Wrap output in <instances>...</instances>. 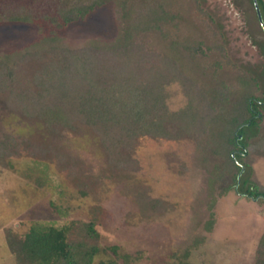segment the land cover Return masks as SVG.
Returning a JSON list of instances; mask_svg holds the SVG:
<instances>
[{
    "label": "rangeland",
    "instance_id": "obj_1",
    "mask_svg": "<svg viewBox=\"0 0 264 264\" xmlns=\"http://www.w3.org/2000/svg\"><path fill=\"white\" fill-rule=\"evenodd\" d=\"M56 2L0 0V11L19 5L33 9L28 21L0 19V60L50 45L110 47L128 34L147 49L175 58L209 95L221 85L239 92L244 80H255V95L264 92V28L253 0H104L68 23ZM155 2H163L171 18L158 28L134 31L129 19L144 5L156 7ZM234 94L215 101L224 106ZM262 115L264 134V105ZM7 128L28 131L14 121ZM207 140L138 136L126 149L136 167L116 180L96 137L85 128L65 130L69 154L98 177L96 198L82 195L52 163L21 149L0 165V264H15L5 228L23 234L35 222L60 226L72 218L88 220L93 205L100 207L101 246L116 245L119 254L140 252L141 259L132 264H171L188 248L194 264H254L264 232V201L238 194L234 184L223 190L230 180L225 155L212 151ZM244 161L252 170L243 174L264 186V148L251 144ZM146 197L160 200L163 209L147 211ZM211 212L214 224L208 228Z\"/></svg>",
    "mask_w": 264,
    "mask_h": 264
},
{
    "label": "trees",
    "instance_id": "obj_2",
    "mask_svg": "<svg viewBox=\"0 0 264 264\" xmlns=\"http://www.w3.org/2000/svg\"><path fill=\"white\" fill-rule=\"evenodd\" d=\"M103 1L57 0V13L63 23L72 22ZM155 3L156 7L137 9L134 19H129L134 31L158 28L171 18L163 2ZM257 3L263 21L264 0ZM32 15L27 5L0 11V19L15 21H28ZM240 82L241 92L221 85L209 95L179 68L175 58L147 49L128 34L110 47L50 45L5 57L0 60V165L22 149L52 163L82 195L96 198L98 177L69 154L63 144L65 130L85 128L96 137L107 170L116 180L136 167L126 149L138 136L189 137L197 143L210 137L208 147L212 143V151L225 155L230 180L223 190L234 184L238 194L264 201V186L243 174L252 170L244 161L251 144L264 148L260 130L264 92L253 93L255 80ZM234 92V101L224 106L215 101ZM12 121L28 131L12 132L7 128ZM146 201L147 211L163 209L160 200L146 197ZM99 209L93 205L90 219L72 218L60 226L35 222L23 234L5 228L15 264H132L141 259L140 252L119 254L116 245L101 246L96 225ZM213 215L208 228L214 224ZM107 251L111 255L101 256ZM189 254L190 249H185L171 264H194ZM254 264H264V232Z\"/></svg>",
    "mask_w": 264,
    "mask_h": 264
},
{
    "label": "water",
    "instance_id": "obj_3",
    "mask_svg": "<svg viewBox=\"0 0 264 264\" xmlns=\"http://www.w3.org/2000/svg\"><path fill=\"white\" fill-rule=\"evenodd\" d=\"M253 4H254L255 10H256V13H257V16H258V20H259L261 26L264 28V24H263V21H262V17H261V13H260V10H259V6H258V3H257V0H253Z\"/></svg>",
    "mask_w": 264,
    "mask_h": 264
}]
</instances>
